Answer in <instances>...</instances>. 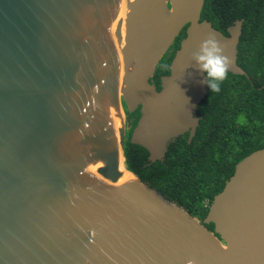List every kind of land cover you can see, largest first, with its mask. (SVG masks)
Instances as JSON below:
<instances>
[{
    "label": "water",
    "instance_id": "water-1",
    "mask_svg": "<svg viewBox=\"0 0 264 264\" xmlns=\"http://www.w3.org/2000/svg\"><path fill=\"white\" fill-rule=\"evenodd\" d=\"M205 1L126 0L122 16L117 0H0V264H264V149L203 220L125 164L123 101L140 109L130 142L151 162L195 137L208 87L192 54L210 33L229 73L251 79L237 62L244 20L227 36L201 20Z\"/></svg>",
    "mask_w": 264,
    "mask_h": 264
},
{
    "label": "trees",
    "instance_id": "trees-1",
    "mask_svg": "<svg viewBox=\"0 0 264 264\" xmlns=\"http://www.w3.org/2000/svg\"><path fill=\"white\" fill-rule=\"evenodd\" d=\"M201 20L227 36L236 21L244 20L237 62L251 79L229 73L219 93L208 88L197 109L195 137L190 143L189 134L176 138L164 161L151 162L149 152L131 143L130 136L124 153L129 171L203 220L236 165L264 149V0H206ZM184 37L185 30L161 60L154 77L158 87ZM139 117V112L132 115L134 127Z\"/></svg>",
    "mask_w": 264,
    "mask_h": 264
},
{
    "label": "clouds",
    "instance_id": "clouds-1",
    "mask_svg": "<svg viewBox=\"0 0 264 264\" xmlns=\"http://www.w3.org/2000/svg\"><path fill=\"white\" fill-rule=\"evenodd\" d=\"M195 67L205 75L203 84L213 93H219L228 79L232 61L215 34H209L200 44L199 50L192 54Z\"/></svg>",
    "mask_w": 264,
    "mask_h": 264
},
{
    "label": "flooded vegetation",
    "instance_id": "flooded-vegetation-1",
    "mask_svg": "<svg viewBox=\"0 0 264 264\" xmlns=\"http://www.w3.org/2000/svg\"><path fill=\"white\" fill-rule=\"evenodd\" d=\"M171 49V48H170ZM179 49V48H178ZM178 49H176L175 50V52L178 50ZM168 53V52H167ZM167 53H166V55H167ZM162 77V76H161ZM161 77H160V79H161ZM154 81H155V79H154ZM155 84H156V86H157V90H160L161 89V83L159 82V87H160V89H159V87H158V84L156 83V81H155ZM122 104H123V107H124V117H125V119H127V118H129L130 117V119H131V121H132V128L130 129V131H128V136H130V134H131V132L133 131V129L137 126H135L134 127V122H133V118H132V115L133 114H135L136 112H139V114H140V109H137L133 114H129L128 112H127V107H126V105H125V103H124V101L122 102ZM140 118V117H139ZM210 226V225H209ZM210 228V227H209ZM211 229V228H210ZM213 229H214V226H213ZM213 229H211V230H213Z\"/></svg>",
    "mask_w": 264,
    "mask_h": 264
},
{
    "label": "bare ground",
    "instance_id": "bare-ground-1",
    "mask_svg": "<svg viewBox=\"0 0 264 264\" xmlns=\"http://www.w3.org/2000/svg\"><path fill=\"white\" fill-rule=\"evenodd\" d=\"M117 2L119 4H121V14H122V16L126 15V11H127V9H126V0H117ZM116 24H117V22H115V26H116ZM131 177H132L133 181H135V178L133 177V175H131Z\"/></svg>",
    "mask_w": 264,
    "mask_h": 264
}]
</instances>
